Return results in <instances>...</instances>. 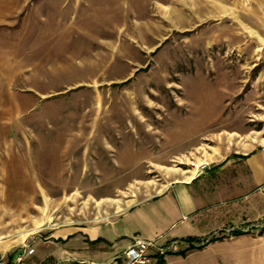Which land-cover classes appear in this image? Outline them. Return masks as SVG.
Segmentation results:
<instances>
[{"label": "rangeland", "instance_id": "1", "mask_svg": "<svg viewBox=\"0 0 264 264\" xmlns=\"http://www.w3.org/2000/svg\"><path fill=\"white\" fill-rule=\"evenodd\" d=\"M0 118V254L197 176L164 264H264V0H0Z\"/></svg>", "mask_w": 264, "mask_h": 264}, {"label": "crops", "instance_id": "2", "mask_svg": "<svg viewBox=\"0 0 264 264\" xmlns=\"http://www.w3.org/2000/svg\"><path fill=\"white\" fill-rule=\"evenodd\" d=\"M243 155L258 161L264 155V143ZM196 177L177 180L161 194L126 208L111 221L54 229L49 238L56 248V263L78 259L92 264H110L137 238L157 239L161 244H176L183 250L188 246L186 239L196 233L192 219L202 202L201 197L191 194L190 190ZM168 262L169 259L166 264Z\"/></svg>", "mask_w": 264, "mask_h": 264}, {"label": "built area", "instance_id": "3", "mask_svg": "<svg viewBox=\"0 0 264 264\" xmlns=\"http://www.w3.org/2000/svg\"><path fill=\"white\" fill-rule=\"evenodd\" d=\"M206 166L202 165L201 170ZM200 170L198 171V173ZM167 248L156 240L135 239L123 253L127 264H164ZM35 248L24 244L20 251L10 255L0 254V264H26V258L33 256ZM116 263V260H114Z\"/></svg>", "mask_w": 264, "mask_h": 264}, {"label": "trees", "instance_id": "4", "mask_svg": "<svg viewBox=\"0 0 264 264\" xmlns=\"http://www.w3.org/2000/svg\"><path fill=\"white\" fill-rule=\"evenodd\" d=\"M190 240H193L192 238H188V239H186V241H190Z\"/></svg>", "mask_w": 264, "mask_h": 264}]
</instances>
